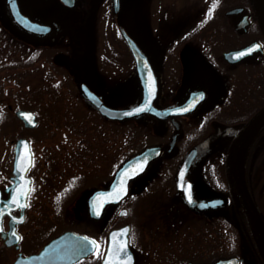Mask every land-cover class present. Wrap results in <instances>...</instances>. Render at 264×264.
<instances>
[{"label": "flooded vegetation", "instance_id": "1", "mask_svg": "<svg viewBox=\"0 0 264 264\" xmlns=\"http://www.w3.org/2000/svg\"><path fill=\"white\" fill-rule=\"evenodd\" d=\"M77 2L80 1L75 0V5L70 9L77 8L84 15L85 12L81 2L80 6H76ZM241 8L243 11L235 15L227 14L228 10L224 12L226 20L221 22L223 25L220 27V24L218 25V22H216L218 27L216 29L220 30L217 33V38L218 40H229L232 35L226 32L233 30L238 33H246L249 27H253L254 21L258 33L248 43L254 41L260 43L263 53L256 51L251 56L236 63H229L224 60L223 52L230 49L223 50L221 52L222 65L225 70H231L230 77L232 80L235 77L234 72L237 66L253 64L257 62L260 56H264V38L251 7L250 11ZM244 15L248 16L247 24L245 27L237 29L236 24ZM232 17L234 18L231 19ZM171 20L168 19L165 27V31L169 35L173 33L175 26L180 24L179 21L172 22ZM82 22V18L70 21L72 27L68 29L69 34L60 35V41H57L54 35H50L52 28L47 34L33 35L42 40L45 39V43L37 48L38 51H45L46 53V55L41 54L46 58V61H44V57H40L42 58L40 64L43 67V75L36 86L35 92L36 100L39 99L36 105L40 114L30 109H23L32 111L36 121L34 127H26L15 114L16 110L22 109L18 108L12 111L15 119H9L7 124L3 125V130H0V147L3 146L2 155H0V264H108V255L115 257V260L117 258L122 259L121 243L117 242L119 239L116 238L114 242H110L109 234L126 225L129 226L127 248L132 256V264H214L219 260L229 258H237L239 264H264V257L256 245L252 244L251 237L248 239V246L242 247V245H239L238 249L241 252L235 253L233 236H226V242L222 243L221 238L217 235L192 238V236L186 237L183 234L182 229L186 226L184 220L187 219L188 212L191 215H198L201 212L211 211L215 213V216L218 215L219 208L199 210V200L217 198L226 200L225 194L229 198L224 167H222L221 173L218 162L210 163L216 165V168H212V171H217L212 173V178L208 181L219 195L198 199L194 203L195 206L188 203L190 194L186 199H183L178 190H174L173 187L169 189L149 187L152 183H159L160 180H164L168 175L175 177L184 156L180 161H177V158L168 155L165 157L160 156L155 160L160 162L156 166V173L146 182L143 188H137L135 193H130L129 190L124 200L105 207L98 219L91 218L88 215L90 196L95 191L107 187L115 171L123 162L121 129L123 121L104 116L85 99L81 92V88L85 84L103 103L105 102L102 95L108 92L106 86L99 88L98 85L96 87L95 83L88 82L86 73L78 67L77 52L82 49V46L79 40L80 33H77L79 31L77 25ZM177 49L176 46L163 45V51L167 54L165 72H167L166 78L169 85L167 87L168 95H172L174 84L179 83L183 73L177 59ZM52 51L53 53L48 54ZM58 54L64 55L63 58L67 59L54 60ZM130 55L132 57L129 51ZM131 62L130 67L134 69L137 75L134 59ZM103 63H105L106 68L104 71V66H102V74L99 71L101 75H103V72L108 74L106 71L113 67H116V69H123L124 67L122 59H105ZM96 67L99 68L98 65ZM155 72L160 85V74L156 69ZM106 74L103 78H111ZM68 81H71V88H69L70 82ZM45 83L47 85L44 87L43 84ZM195 86L198 85L188 87L184 92V96L190 88ZM160 96L159 88L157 99ZM67 99L73 102V104H70L71 106H77L76 100L80 101L89 112L85 113L82 119L71 117L66 123L61 119L59 120L58 116L53 117L58 115L57 105L59 102ZM157 99L156 105L161 106L157 104ZM108 106L116 108L111 105ZM9 107L8 105L7 111L10 113L11 109ZM92 117L99 122L92 125L90 123ZM167 119L170 120V118ZM91 132L97 133V135H91ZM20 139L26 140L28 148L20 143V146L16 149L17 142ZM169 150L171 149L167 148V151ZM98 154H103L106 160L114 159V162L109 165V169H106L102 180L96 182L97 177L91 173L89 164L93 157H98ZM247 160L244 162L245 175ZM155 161L148 165V170L149 167H155ZM196 161L189 167V170ZM91 181H95V183L90 185ZM246 184L253 196L247 175ZM163 200L169 201V203H164ZM126 201L135 211L134 219H132L134 220V230L129 221L123 220L129 216V211L124 206ZM75 205L77 207L83 206L82 218L79 220L75 219L73 213L72 207ZM187 207H189L188 211ZM123 208L126 209V214L120 216L118 213ZM149 209L155 211L156 220L149 221L145 217V210ZM190 209L195 212H191ZM76 225L78 228L75 227ZM66 233H75L92 239L95 243L94 251L71 260V256L65 254V251L74 248V246L68 243L62 242L55 250L53 248L48 249V246L55 239ZM248 233L250 234V230H248ZM197 240L201 241L197 243ZM249 244L257 250V253L253 250L254 253L251 254L255 261L250 260V252L247 249ZM225 248L227 252L223 251ZM58 249L60 254H57Z\"/></svg>", "mask_w": 264, "mask_h": 264}, {"label": "rangeland", "instance_id": "2", "mask_svg": "<svg viewBox=\"0 0 264 264\" xmlns=\"http://www.w3.org/2000/svg\"><path fill=\"white\" fill-rule=\"evenodd\" d=\"M17 1L23 13L40 22L49 23L52 26V32L50 35H54L57 41H60V35L67 34L68 29L72 27V25H70V21L78 18L83 19V22L77 25V29L80 33L79 40L82 46V49L77 52L76 59L79 61L78 67L81 68L84 73H86V80L88 82L95 83L96 87L98 85L99 88H102L103 86L107 87L108 92L105 95H102V99L108 105L116 108H128L138 104L142 98V90L139 79L137 78L134 69H131L130 67L132 59L130 58L129 53H127L125 44L118 36L115 26L116 24L114 25L113 22L120 23V25L134 39L138 46L145 53H147L155 69L159 72L161 97L157 100V104H162V106L167 104L171 105L172 103L178 102L180 99H182L184 91L188 87L198 84H203L205 86L206 97L203 99V101H201L198 107L195 110L178 118V121L181 124L177 134V138L179 139L176 140L178 143L175 141V144H177L174 145L171 150L164 152L166 153L164 157L168 155L175 156L177 152L181 150V141L187 138L188 134L199 126L203 116L207 112H214V110L219 109V107L220 109H224L228 104L234 102L233 97L235 96H233V92H229L232 90L230 83L227 78L222 77L220 74L221 70L218 71L213 64V59L215 57L213 58V54L209 50L210 45L207 43L208 40H206L203 35L210 24V22H203V19L207 18V0H120V9L118 12H112L110 10V0H77L82 4L83 10L85 12L84 15H82L81 11L77 8L70 9L63 6L58 0ZM233 18L234 17L231 19ZM168 19H172V22L179 21L181 24L176 25L173 33L170 35L165 31ZM111 21L113 22L110 23ZM211 26H213V28H217V24L215 23L214 25L211 23ZM0 28L3 30V34L0 33L1 38L7 45L5 46V51L7 49L6 55H1L0 52V62L8 61L11 58L19 60L29 59L33 52L45 43V39L42 40L37 36L28 34L18 29L13 24L7 12L6 0H0ZM11 38L18 41L17 44L20 46L19 49L13 53H9L8 51V41L11 40ZM165 44L178 47L176 54L183 72L179 83L177 85L174 84V89L172 90L174 92H172V96L169 99L167 98V95L169 94L167 87L169 85L166 78L167 72H165V67L167 65V54L163 51V45ZM37 53L39 55L32 65L26 66L20 70L7 69L0 71V97L5 96L2 92L3 84H5V87H7L8 84L17 82L20 86H28L31 89H36V86L43 75V67L40 64V60H42V58L40 57H44L41 55L43 53L46 55L45 51H38ZM51 53H53V51L48 54ZM4 55L5 57H8L6 58L7 60H4ZM210 55L212 57H208ZM63 57L65 56L58 54L55 56L54 60L62 61L67 59ZM43 59L46 61L45 57ZM105 59H122L124 62V67L123 69H116V67H113L112 69H108L109 71H106L108 74L103 72V75H101L102 66H104V71L106 68L105 63H103ZM68 63L71 64L69 61ZM96 65H98L99 68H97ZM225 71L228 72L227 75L231 72V70ZM105 74L111 76V78H103ZM68 82H70L69 88H71V81ZM43 85L45 87L47 83ZM20 86L14 87L13 90H20ZM9 96L10 95L7 96L8 101L13 104L15 95H12L10 98ZM33 96L35 102H37V100L39 101L38 98L36 100V95ZM71 103L73 104V102H70V99L59 102L57 105L59 110L58 115H54L53 117L58 116L59 120L61 119L64 123H66V121L71 117H80L82 119L84 114L89 112L85 108V105H83V103L81 104L80 101L76 100L77 106H71ZM98 122L99 121H95L93 117L92 121H90L92 125L95 123L97 124ZM146 122L147 120L144 119L135 120L133 122L123 121L121 124L122 149L123 141H127L132 137L130 142H133V132L143 128L148 130L149 142H154L156 139L165 142L166 139L171 137L172 132L170 135L168 134L169 128L165 122H157L155 120L151 121L149 124ZM212 128L216 132H223L220 138L217 140V146L211 150H208L204 155H202V157L196 161L193 167L190 168L187 174V184L190 194L188 203H190L191 206H195L194 203L198 199L216 197L219 195L215 191V188L211 186L208 181L210 178H212V173L217 171H212V168H216V165L210 163L218 162L220 167L219 170L222 173L223 166L221 164L222 156L220 153L222 143L224 140L231 138L232 135H234L236 129L234 126L223 127V125L217 121L212 122ZM93 134L97 135V133L91 132V135ZM126 135H130V138H128ZM125 137L126 140H124ZM251 137H249L244 148L242 155L243 159L245 157L247 147L251 141ZM261 137H264V134L260 135L253 143L255 148L257 147ZM169 140L170 138L168 139V143ZM2 149L3 146L1 145L0 155H2ZM127 149H129V147ZM123 154L124 150L122 151V155ZM248 159V162L250 163L251 157ZM112 162H114V159L106 160L103 154H98V157L92 158L89 167L91 168L90 170L93 176L97 177V180H95L96 182L102 180L104 172L107 168H110L109 165ZM159 163L160 162L155 161V167H149V170L147 169V171H145L142 176L136 178L130 183V193H135L137 188H143L146 182L155 175V169ZM239 175L244 177L242 164L239 170ZM95 181H91L89 184L93 185ZM158 184L160 183H152L154 187H156L155 185ZM258 191L260 195V203L262 204L260 206L264 211L263 186L260 187ZM82 207L83 206L77 207V205L72 207L76 220L82 218ZM188 209L189 207H187V211ZM190 210L191 212H195L193 209ZM128 211L129 217L127 219L132 224L134 230V220L132 219H134L135 211L132 208ZM144 215L149 221L156 220L157 216L155 211L151 209L145 210ZM188 215L189 216L187 219L184 220L186 226L182 229V231H184L183 234H185L186 237L192 236V238H200L201 236H205L200 234L196 235L195 227L197 228V226L200 227L202 225H207V219H215V213L211 211L205 212L203 214L201 213L199 215ZM210 223L212 222L210 221ZM75 227L78 228L77 225ZM227 233L229 234V231ZM131 234L133 235V232ZM213 235L220 237L222 243L226 242V236H223L224 234L221 231H215ZM200 241L201 240H197V243ZM192 242H194V240H192ZM243 246L246 247L242 243V247ZM247 249L249 250L250 254L254 253L251 246H249Z\"/></svg>", "mask_w": 264, "mask_h": 264}, {"label": "water", "instance_id": "3", "mask_svg": "<svg viewBox=\"0 0 264 264\" xmlns=\"http://www.w3.org/2000/svg\"><path fill=\"white\" fill-rule=\"evenodd\" d=\"M64 6L72 7L75 5V0H59ZM252 13L258 24L260 32L264 38V15L260 7L259 0H248ZM262 1V0H261ZM80 6V3H77ZM120 8V0H113V9L117 12ZM7 9L12 21L23 31L34 34L43 35L47 34L51 30V25L43 23L32 19L28 15L22 12L20 5L17 0H7ZM242 12V8H236L228 11V14H237ZM248 16L244 15L241 20L236 24V28L240 29L246 26ZM118 30L126 42L129 50L135 61L137 76L142 88V99L135 106L128 108H112L104 104L87 86L83 85L81 92L85 99L95 107L104 116H107L114 120H126L129 118H138L144 114H152L159 118H167L171 116V121L175 125V132L172 135L169 147L171 148L176 140V136L179 129V124L173 119L174 115L187 113L197 107L199 102L205 97L206 89L204 85H198L196 87L190 88L185 97L178 103L167 106L159 107L156 105V99L159 94V82L155 69L148 58L147 53H145L134 39L124 30V28L119 24ZM77 33H79L77 31ZM256 51L263 53L261 44L254 41L247 44L244 47L238 49L228 50L223 52L224 59L229 63H236L241 59L250 56ZM16 116L22 120L26 127H34L36 125L35 116L30 111L17 110L15 112ZM264 122V106L260 108L240 129L236 136L231 140L224 159V175L228 186L232 203L238 207L240 206L249 222L254 236L253 228H256L264 241V217L259 212L256 207L251 193L249 192L244 177L239 175V170L237 174L233 170V164L235 159V154L237 152L239 144L248 135H252L258 127ZM219 133L214 136L209 137L192 149H190L184 156V159L180 163L178 170L175 174V183L180 196L186 199L188 196V186H187V172L190 165L207 150L211 149L216 144V139L219 137ZM20 143L24 147L28 148V144L25 139H20L17 142L16 149L20 146ZM162 152L160 146H151L145 148L140 153L132 156L126 160L115 172L113 179L108 184V186L103 190L95 191L88 200V215L91 218L98 219L101 216L103 209L107 206L117 204L123 200L129 192V184L136 177L140 176L145 172L148 165L157 159ZM243 159V158H242ZM241 159V164H242ZM29 160V156H28ZM240 164V167H241ZM225 204L224 199H202L198 202V207L200 209L206 208H216L218 206H223ZM120 216L126 214V209H121L118 213ZM129 226H123L117 230L112 231L109 234L110 242L121 243L122 247V259L108 255V264H132V256L127 248V234ZM256 241V238L254 236ZM62 242L68 243L74 248H70L65 251V254L71 256V260L77 259L81 256H85L95 249V243L92 239L87 238L83 235H78L75 233H66L61 235L59 238L55 239L49 246L48 249L58 247ZM257 243V241H256ZM258 245V243H257ZM81 247V249H79ZM258 248L262 253L259 245ZM57 254H60V250H57ZM214 264H239L237 258H229L226 260H219Z\"/></svg>", "mask_w": 264, "mask_h": 264}, {"label": "trees", "instance_id": "4", "mask_svg": "<svg viewBox=\"0 0 264 264\" xmlns=\"http://www.w3.org/2000/svg\"><path fill=\"white\" fill-rule=\"evenodd\" d=\"M237 7H243L244 9L250 11V6L248 0H207V8H206V14L207 18L203 19V22H210L208 29L203 33L204 37L206 38L207 43L210 45L209 50L213 54V64L217 68V70H221L220 74L222 77L227 78V80L230 83L231 91L233 92V100L234 102L231 104H228L224 109H216L214 112L209 111L207 112L199 126L195 129H193L185 138L181 141V150L177 152V154L174 156L177 158V161L182 159L184 154L193 146H195L197 143L202 141L208 136H211L215 130L212 128V122L217 121L225 126H234L235 132L262 106H264V56L259 57L257 62L253 64H244L237 66L236 71L234 72V78L233 80L230 77L229 73L225 71V67L222 65V57L221 52L223 50L231 49V48H238L240 46H243L247 44L249 41L254 39L256 37V34L258 33V28L256 26V23L253 21V27H249L247 29L246 33H238L236 30L226 32L227 34H231V39L229 40H218L217 33L220 31L216 28H213L211 26V23L214 25L216 22H218V25L220 24V27L223 25L221 22L226 20V16L224 15V12L233 8ZM112 11V8L110 9ZM203 26V23H202ZM218 28V27H217ZM227 28V27H225ZM232 28V27H230ZM222 29V28H220ZM0 33L3 34V30L0 28ZM117 34L119 35L118 31ZM120 36V35H119ZM18 41L15 39H12L8 41V51L9 53H13L19 49L20 46L17 44ZM17 45V47H16ZM6 43H4L3 39L0 35V52L1 55L4 53L6 55L7 49L5 51ZM22 49V48H21ZM24 50V48H23ZM38 49H36L33 54L30 56L29 59H14L11 58L8 61L0 62V71L1 70H17L25 68L26 66L32 65L33 62L37 59V56L39 55ZM129 53V51H128ZM208 57H212L211 55ZM8 58L7 56L5 59ZM130 58L132 59L131 55ZM212 59V58H211ZM7 60V59H6ZM133 61V59H132ZM219 66V67H218ZM22 84V83H21ZM20 86L17 82L13 84H8L7 87H5V84H3L2 92L4 93V97L0 98V130H3V125L7 124V121L9 119H15V116L13 115L14 110L18 108L22 109H30L34 111L37 114L39 113V109L37 108V102H35V99L33 98L36 92V89H31L30 87H23L20 86V90L14 91V87ZM8 95L9 98L13 95L14 97V103L12 104L10 101H8ZM32 95V96H29ZM172 95H167V98L169 99ZM10 102V103H9ZM27 103V104H25ZM10 106L11 112L9 113L7 111V106ZM226 113V115H225ZM140 119L147 120L148 124L152 120H156L158 122L159 119H156L155 117L151 115H145L141 117ZM136 119H130L124 122H133ZM150 120V121H149ZM160 121V120H159ZM146 122V123H147ZM169 128V135L174 130V126L169 122L165 121ZM181 125V124H180ZM261 133H264V125L259 130V133L255 137V140L259 137ZM134 134V141H131L130 135H126L128 138H130L127 141H123V150L124 154L122 155V161H125L132 155L140 152L145 147L149 145H160L162 148H165L168 144V139H166L165 142L159 141L156 139L154 142L148 141V130L143 128L139 129L133 132ZM127 138V139H128ZM179 139V138H178ZM231 138L227 139L225 143L222 144L220 153L222 156L221 164L223 165V156L225 155L226 149L228 147L229 141ZM126 140V137L124 138ZM253 142L249 146L247 159L251 157L250 163L248 164L247 160V178L249 183L251 184V191L253 193L254 200L256 202V205L260 208L261 212L264 215V211L261 209L262 205L260 203V195H259V189L263 186L264 190V137L260 138V141L257 144V147L253 145ZM178 143V141H176ZM176 143V144H177ZM175 144V145H176ZM132 145V147H131ZM129 147V149H127ZM127 149V150H126ZM163 150L162 155L164 156L166 153ZM173 173V172H172ZM169 181V183H168ZM160 184L155 185L157 188L161 189H169L175 187V182L173 175H168L167 178L164 180H160ZM153 185L150 184L149 187H152ZM154 187V186H153ZM225 197L227 199L226 205L218 210V215L215 216V219H207L206 223L207 225H202L200 227H195L196 235H205L210 236L213 235L215 231L222 232L223 236H233V242L235 245V253H240V249H238L239 245H242V243L245 246H248V239L251 237V235L248 233L249 227L248 223L246 221L245 215L242 210H236L232 203L230 202V199L228 198V195L225 194ZM164 203H169V201L163 200ZM124 206L127 207V209L131 210V206H129L128 202L126 201L124 203ZM189 213V212H188ZM187 213V217L189 216ZM202 214L204 212H201ZM199 215V213H198ZM129 217V216H128ZM124 221H128L127 218L123 219ZM210 221L212 223H210ZM216 223H214V222ZM229 231V234L227 233ZM228 234V235H227ZM253 244V240H252ZM254 245V244H253ZM250 246V244H249ZM252 250H255L257 253V250L252 248ZM222 251V250H220ZM223 251L227 252V249L225 248ZM250 260L255 261V258L250 254ZM260 263V261H259ZM261 264V263H260Z\"/></svg>", "mask_w": 264, "mask_h": 264}, {"label": "bare ground", "instance_id": "5", "mask_svg": "<svg viewBox=\"0 0 264 264\" xmlns=\"http://www.w3.org/2000/svg\"><path fill=\"white\" fill-rule=\"evenodd\" d=\"M259 3H260V7L262 9V13L264 15V6H263V3L261 0H259ZM250 135H248L246 138H244L242 140V142L239 144L238 146V149H237V152L235 154V159H234V164H233V170L234 172L237 174V170L240 168V164H241V159H242V155H243V152H244V148L246 146V143L249 139ZM253 232H254V236L256 238V241L261 249V251L263 252L264 254V241L261 237V235L259 234L258 230L256 228H253Z\"/></svg>", "mask_w": 264, "mask_h": 264}]
</instances>
